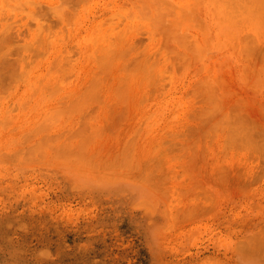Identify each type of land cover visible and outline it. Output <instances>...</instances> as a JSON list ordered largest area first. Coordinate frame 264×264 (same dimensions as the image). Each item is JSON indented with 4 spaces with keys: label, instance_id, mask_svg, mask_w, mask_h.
<instances>
[{
    "label": "rangeland",
    "instance_id": "rangeland-1",
    "mask_svg": "<svg viewBox=\"0 0 264 264\" xmlns=\"http://www.w3.org/2000/svg\"><path fill=\"white\" fill-rule=\"evenodd\" d=\"M0 264H264V0H0Z\"/></svg>",
    "mask_w": 264,
    "mask_h": 264
}]
</instances>
